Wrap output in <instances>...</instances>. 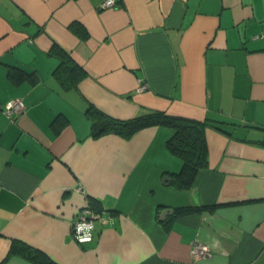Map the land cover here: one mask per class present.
<instances>
[{"label":"crops","instance_id":"1","mask_svg":"<svg viewBox=\"0 0 264 264\" xmlns=\"http://www.w3.org/2000/svg\"><path fill=\"white\" fill-rule=\"evenodd\" d=\"M114 1L0 0V264H264V0ZM89 105L205 122L206 165L179 187L171 127L94 137Z\"/></svg>","mask_w":264,"mask_h":264},{"label":"trees","instance_id":"2","mask_svg":"<svg viewBox=\"0 0 264 264\" xmlns=\"http://www.w3.org/2000/svg\"><path fill=\"white\" fill-rule=\"evenodd\" d=\"M93 116L92 135L98 137L104 133H116L125 138L130 137L136 130L151 125H166L173 129L166 144L170 151L182 160V166L175 175V182L179 187H188L196 171L207 163V151L203 129L205 122L170 116L164 112L153 111L145 115L121 120L113 118L96 110L91 105ZM202 207H178L176 213L199 211ZM9 254H19L35 264H57L45 253L18 240H12Z\"/></svg>","mask_w":264,"mask_h":264},{"label":"built area","instance_id":"3","mask_svg":"<svg viewBox=\"0 0 264 264\" xmlns=\"http://www.w3.org/2000/svg\"><path fill=\"white\" fill-rule=\"evenodd\" d=\"M114 0H103L102 6L109 7L113 6ZM146 86L141 84L138 90H143ZM24 108L23 101L20 98H13L8 100L3 106V112L11 117L22 111ZM96 217V212L91 208L90 205L86 204L81 206L76 213V217L71 225V232L73 238L78 242H88L93 239L94 230V219ZM209 248L206 244L199 242L198 240H193L191 242V254L193 258H197L205 255Z\"/></svg>","mask_w":264,"mask_h":264},{"label":"water","instance_id":"4","mask_svg":"<svg viewBox=\"0 0 264 264\" xmlns=\"http://www.w3.org/2000/svg\"><path fill=\"white\" fill-rule=\"evenodd\" d=\"M166 212H173L171 209H166ZM165 213V212H164Z\"/></svg>","mask_w":264,"mask_h":264}]
</instances>
